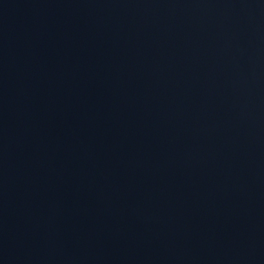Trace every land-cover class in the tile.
<instances>
[{"label":"water","instance_id":"obj_1","mask_svg":"<svg viewBox=\"0 0 264 264\" xmlns=\"http://www.w3.org/2000/svg\"><path fill=\"white\" fill-rule=\"evenodd\" d=\"M0 264H264V0H0Z\"/></svg>","mask_w":264,"mask_h":264}]
</instances>
